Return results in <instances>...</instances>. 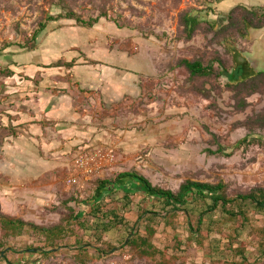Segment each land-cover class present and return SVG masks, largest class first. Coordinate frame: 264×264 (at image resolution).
Returning <instances> with one entry per match:
<instances>
[{"label": "rangeland", "instance_id": "obj_1", "mask_svg": "<svg viewBox=\"0 0 264 264\" xmlns=\"http://www.w3.org/2000/svg\"><path fill=\"white\" fill-rule=\"evenodd\" d=\"M237 1L0 0V216L58 226L66 235L56 243L26 226L6 237L0 225V252L5 248L0 264L159 263L161 254L153 261L122 244L98 257V248L105 246H85L88 233L73 219L83 213L91 224L90 200L98 182L121 172L136 171L175 192L186 180L223 181L232 195L264 187V76L231 85L233 70L237 77L247 72L241 62L251 41L232 30L220 33L237 6L264 9V0ZM69 9L85 19L103 10L108 15L93 27L64 17L49 20ZM185 14L199 22L192 36L185 29ZM240 14L237 10L236 18ZM44 22L46 28L33 38ZM254 36L252 53L264 54V29ZM182 59L204 65L214 61L213 74L192 76L180 66ZM96 89L105 90L103 97ZM52 96L76 100L82 111L103 107L113 119V137L90 148L113 150L115 164L86 184L66 183L80 147L71 155L70 169L58 165L52 179V121L44 117ZM34 124L43 130H30ZM221 146L233 149L232 155L209 153ZM116 196L108 198L110 207ZM187 223L179 212L174 226L178 243L174 229L160 222L155 245L166 250L173 264H214L188 241ZM257 224L264 225V217ZM145 225L140 223L139 234ZM256 244L248 243V256L256 254ZM82 247L87 253L78 258ZM254 264H264V258Z\"/></svg>", "mask_w": 264, "mask_h": 264}, {"label": "trees", "instance_id": "obj_2", "mask_svg": "<svg viewBox=\"0 0 264 264\" xmlns=\"http://www.w3.org/2000/svg\"><path fill=\"white\" fill-rule=\"evenodd\" d=\"M217 1L221 3L223 0ZM236 8L241 11L240 16L236 18L237 10L232 11L229 14L230 23L222 26L220 33L232 30L235 31V35L246 37L250 29L264 28V9L247 8L242 5ZM107 15V11L103 10L98 16L85 19L69 9L65 15H52L49 20L64 17L75 20L80 25L93 27ZM198 24L196 17L184 15V25L189 31V36H192ZM46 26L45 22L41 23L33 38ZM179 64L185 66L192 76L207 77L214 71V61L204 65L199 60L182 59ZM220 74L222 75V71ZM262 76L264 72L250 78L256 79ZM230 77V84L234 86L249 80V78L237 77L236 69L231 72ZM246 141L247 139L239 141L234 148H239ZM228 149L221 146L216 151L209 150V153L230 156L233 149L230 152L227 151ZM114 194L119 196L114 198L115 206L110 207L108 198ZM137 194L139 196H136ZM90 205L89 215L93 218L91 224L89 220H83V213L76 214L73 219L79 228L88 233L90 240L86 241L85 246H90L93 242L105 246L98 248V257L108 255L116 248V245L122 244L128 246L137 255L150 257L153 261L159 260L157 256L161 254L162 258L156 264H173V261L167 257L166 250L159 249L153 238L159 223L165 221V225L174 229L173 237L179 243L181 238L177 236L178 231L174 226L179 212H183L188 218V241L194 242L200 251L209 255L212 263L254 264L264 258V225L259 227L257 224L264 217V187L262 186L232 195L228 192V185L223 181L211 183L186 180L175 192L154 185L136 171H125L117 174L113 179L100 180ZM141 222L146 225L144 233L139 234ZM0 225L2 234L6 237L20 234L26 226L52 238L56 243L58 239L66 236L64 228L58 226L47 228L9 217L0 216ZM72 233H74L73 229ZM217 234L221 237L216 238ZM131 235L133 237L129 239ZM255 240L257 241L256 254L252 253L248 256V243ZM84 253H87V250L82 247L76 257H83ZM253 255L257 256L254 261H252ZM3 257L6 258V255Z\"/></svg>", "mask_w": 264, "mask_h": 264}, {"label": "crops", "instance_id": "obj_3", "mask_svg": "<svg viewBox=\"0 0 264 264\" xmlns=\"http://www.w3.org/2000/svg\"><path fill=\"white\" fill-rule=\"evenodd\" d=\"M240 2L241 0H238L236 3L239 4ZM222 4L224 3L222 2L221 5ZM262 29L264 28L252 29L246 36L251 43L247 57L241 62L247 70L246 73L241 75L242 78H250L260 72H264L262 68L264 65L262 67L260 66L261 62L264 61V54H253L251 51L256 40L254 31ZM252 54L255 56L254 58L251 57ZM254 59L259 62V66ZM250 62H255L254 65L256 68H252ZM92 84L94 86V82H92ZM93 86L92 88H94ZM116 88L119 90L118 86ZM96 90H98L99 94L103 97L105 90ZM19 91H24V87L19 88ZM110 91V98L114 99V90L110 89ZM69 96L70 95L65 97L69 98ZM53 97L54 96H52V102L49 103L50 105H48L47 109L44 111V117L52 121V156L55 157L52 158V179L56 177L54 172L58 165L59 167L60 165H64L66 170L70 169L71 155L77 148L81 146H96L98 142H108L113 137V129L115 128L112 117H110L108 112H103L102 106V108L97 107L95 109L96 111L93 112L87 108V110L82 111L80 108L81 105L76 100L64 102L62 100H54ZM107 97H109L108 92ZM21 108L25 107L21 106ZM38 115H40L39 111ZM30 130L40 133L43 129L41 124H34L31 126ZM59 158L61 162L58 160Z\"/></svg>", "mask_w": 264, "mask_h": 264}, {"label": "built area", "instance_id": "obj_4", "mask_svg": "<svg viewBox=\"0 0 264 264\" xmlns=\"http://www.w3.org/2000/svg\"><path fill=\"white\" fill-rule=\"evenodd\" d=\"M113 150L99 146L80 147L74 155L72 174L67 178L68 186L82 185L101 176L106 168L115 164Z\"/></svg>", "mask_w": 264, "mask_h": 264}]
</instances>
